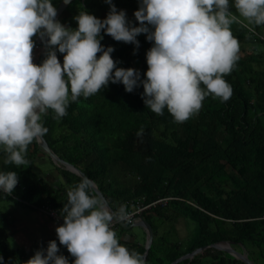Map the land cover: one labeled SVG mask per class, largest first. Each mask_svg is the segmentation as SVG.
<instances>
[{
  "label": "trees",
  "instance_id": "1",
  "mask_svg": "<svg viewBox=\"0 0 264 264\" xmlns=\"http://www.w3.org/2000/svg\"><path fill=\"white\" fill-rule=\"evenodd\" d=\"M59 1L52 3L56 7ZM112 3L131 15L133 26H139L134 13L140 0ZM84 10L103 20L110 5L105 0H71L57 20L75 29L78 25L73 18ZM250 27L252 31L242 24L231 25L240 42V58L224 77L233 90L231 98L221 102L206 97L199 113L183 123H175L167 109L157 115L146 108L142 85L129 93L122 83L111 82L87 99L70 102L67 115L59 122L53 119L52 110L41 118L48 128L43 138L49 147L91 179L115 211L133 198H141L143 204L165 198L140 213L152 230L147 264H169L184 253L219 241L245 251L254 264H264V25ZM101 35V44L115 49L111 56L119 62L117 67L137 69L144 79L146 53L153 46L146 34L137 36L138 49L103 31ZM57 57L62 64L63 54L57 51ZM30 145L32 150L27 149L25 157L29 164L20 166L5 164L0 148V172L14 171L19 177L12 195L0 191V199L21 200L34 207L44 204L60 214L68 198L61 196L62 187L46 191L43 179L32 169L36 150L44 152L35 141ZM62 174L70 188L80 180L70 171ZM6 215L0 210L3 264H24L52 240L57 242L58 254H67L73 264L74 257L56 238L37 240L28 249L9 247ZM180 217L195 223L184 244L167 238V229L160 230L163 222L174 223ZM112 228L120 244L143 253V239L134 240L131 234L122 237L128 230L120 225ZM174 264L245 263L208 246Z\"/></svg>",
  "mask_w": 264,
  "mask_h": 264
},
{
  "label": "clouds",
  "instance_id": "2",
  "mask_svg": "<svg viewBox=\"0 0 264 264\" xmlns=\"http://www.w3.org/2000/svg\"><path fill=\"white\" fill-rule=\"evenodd\" d=\"M105 2L110 5L105 19L79 11L73 18L78 26L72 29L56 19L52 0H0V146L5 164H29L28 146L47 134L41 118L49 110L59 122L70 102L95 95L109 82L122 83L129 93L142 85L146 108L157 115L167 109L175 123L198 114L206 97L227 102L233 90L224 77L240 58L231 25L241 24L240 18L264 25V0H234L238 15L229 0H140L134 13L139 26L112 0ZM102 31L137 49V36L146 34L153 46L146 53L144 79L137 69L117 67L111 56L115 49L101 44ZM35 36L48 49L41 65L33 62ZM57 51L63 54L62 64ZM18 182L14 171L0 172V191L8 196ZM67 198L60 213L63 224L55 231L73 264H147L142 253L120 244L112 228L115 221L129 220L125 205L113 211L84 176L68 189ZM58 253L52 240L24 264H69ZM3 260L0 255V264Z\"/></svg>",
  "mask_w": 264,
  "mask_h": 264
},
{
  "label": "crops",
  "instance_id": "3",
  "mask_svg": "<svg viewBox=\"0 0 264 264\" xmlns=\"http://www.w3.org/2000/svg\"><path fill=\"white\" fill-rule=\"evenodd\" d=\"M250 28V27H249ZM35 41V48L33 50V62L36 64V57L40 50L41 40L38 36L33 37ZM32 145L29 146L28 150H32ZM2 148V146H0ZM32 169L43 179L44 184L46 185V191H53L60 189L62 187L61 196L67 197V191L70 188L66 183L65 179L62 176V171L67 170L64 167L55 164L50 157L40 150H36L35 158L33 160ZM69 171V170H67ZM71 172V171H70ZM14 203L16 208L9 211V214L6 217V239L10 240L11 243H14L13 247H21L28 249V247L37 240H45L56 238V227L63 224L61 221H55L48 216H46L42 211H39L37 207H34L31 204H27L21 200L11 201ZM176 219L175 221H177ZM113 226V225H112ZM178 226V223H177ZM144 232L145 239V230L141 228ZM130 231L129 228L125 229ZM128 231L123 234L122 237L127 238L129 236ZM175 239V238H174ZM144 243V242H143ZM245 252V251H244ZM246 253V252H245ZM206 258L200 257L201 262H205Z\"/></svg>",
  "mask_w": 264,
  "mask_h": 264
},
{
  "label": "water",
  "instance_id": "4",
  "mask_svg": "<svg viewBox=\"0 0 264 264\" xmlns=\"http://www.w3.org/2000/svg\"><path fill=\"white\" fill-rule=\"evenodd\" d=\"M66 6V4L63 3V0H60L59 3L56 6L57 9V17L60 14V12L63 10V8ZM56 17V19H57ZM40 50H39V54L36 58V64L37 65H41L43 62V57L45 55V52L47 50V46L41 42L40 45ZM37 145L40 147V149L45 152L50 159L55 163L58 164L62 167H64L65 169L71 171L72 173L76 174L77 176H79L80 178L82 176L86 177V175L76 166L72 165L71 163L67 162L66 160L60 158L59 156H57L54 151L49 147V145L47 144V142L45 141V139L43 137H40L36 140H34ZM95 190L96 192L103 197V195L101 194V192L97 189L96 185H95ZM104 198V197H103ZM110 207V206H109ZM111 208V207H110ZM113 210V209H112ZM114 211V210H113ZM116 225H120L122 228L127 229L130 228L132 226H139L141 228H143L145 230V239H144V243H143V255L145 257L148 247L150 246L151 243V239H152V230L150 227V224L144 220L143 218L138 219L137 221L130 223V224H124L122 221H115L114 222ZM214 247L218 250H223L225 252H227L228 254H230L231 256L235 257L236 259L244 262L245 264H254L246 255V253L244 251H237L235 250L233 247H231L230 243L227 241H219L216 243H211L209 245H205L203 247H199V248H195L192 251L188 252V253H184L182 255H180L179 257H177L176 259H174L172 262H170L169 264H174L175 262L182 260L184 258H190L192 257V255H194L196 252L204 249L205 247Z\"/></svg>",
  "mask_w": 264,
  "mask_h": 264
},
{
  "label": "rangeland",
  "instance_id": "5",
  "mask_svg": "<svg viewBox=\"0 0 264 264\" xmlns=\"http://www.w3.org/2000/svg\"><path fill=\"white\" fill-rule=\"evenodd\" d=\"M229 4H230V10L234 14L238 15V13H236V9L234 7V0H229ZM126 16H127V20L128 21L131 20V22H132L133 18L131 17V15L128 12H127ZM240 19L242 20V23H241L242 25L248 24V22L246 20H243V18H240ZM250 26H252V24H248V27H246V28L249 29ZM15 208H16V206L10 200L0 199V210L1 211L5 210L7 212V215L9 214V211L14 210ZM7 215H6V217H7ZM177 223H178V226H177ZM194 228H195V223L186 217H180L174 223L167 220L166 222H163L160 226V230H162V229L166 230L167 229V232H168L167 238H170V239L175 238L179 241H182V244H184L186 238L192 234V231H194ZM129 229H130V231H128V233L131 234V236L133 237L134 240L141 241L142 238H144L143 237L144 231L141 229V227L132 226ZM6 242H7L9 247L15 248V247H13L14 243H11L13 246L10 245L9 239H6ZM236 249L238 250L240 248L236 247Z\"/></svg>",
  "mask_w": 264,
  "mask_h": 264
},
{
  "label": "built area",
  "instance_id": "6",
  "mask_svg": "<svg viewBox=\"0 0 264 264\" xmlns=\"http://www.w3.org/2000/svg\"><path fill=\"white\" fill-rule=\"evenodd\" d=\"M164 200H165V198H161V199H157L155 201H152V202H150L148 204H143L142 201H141V198H133V199H130V200L126 201V202L121 203L120 205H125L126 206V210H127L128 214H129V220L128 221H122V222L125 223V224H130V223L135 222L139 218L140 213L146 207H148L149 205H153L155 202H162ZM37 209L39 211H42L49 218H51V219H53L55 221L63 222V218L61 217V215L59 213H57V211L55 209L49 208L47 205H44V204L40 205V206H37ZM58 242H59V240H58ZM209 247H211V246H209ZM205 248H207V247H205ZM66 255H65V257H66Z\"/></svg>",
  "mask_w": 264,
  "mask_h": 264
}]
</instances>
